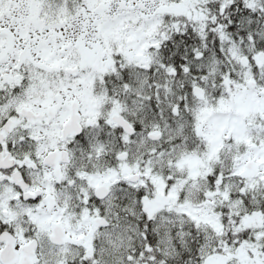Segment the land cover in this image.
Returning a JSON list of instances; mask_svg holds the SVG:
<instances>
[{
    "label": "snow or ice",
    "instance_id": "obj_1",
    "mask_svg": "<svg viewBox=\"0 0 264 264\" xmlns=\"http://www.w3.org/2000/svg\"><path fill=\"white\" fill-rule=\"evenodd\" d=\"M0 264H264V0H0Z\"/></svg>",
    "mask_w": 264,
    "mask_h": 264
}]
</instances>
